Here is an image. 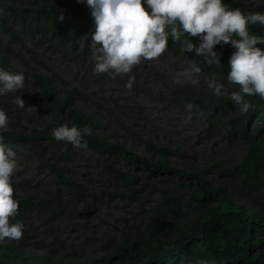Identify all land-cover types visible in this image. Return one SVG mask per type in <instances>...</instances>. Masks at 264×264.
<instances>
[{"label": "rangeland", "instance_id": "1", "mask_svg": "<svg viewBox=\"0 0 264 264\" xmlns=\"http://www.w3.org/2000/svg\"><path fill=\"white\" fill-rule=\"evenodd\" d=\"M232 2L248 13H264V0ZM0 3L4 7L0 15L9 28L0 25V64L8 67L6 71L25 75L23 90L0 96V109L9 118L5 132L28 134L49 125V116L33 114L27 103L31 94L39 93L33 76L40 74L51 81L58 99L73 87L79 90L75 101L95 121L93 131L99 138L155 163L160 161L157 151L165 148L173 170L157 173L64 141L5 143L16 152L19 163L12 177L14 199L26 206L19 205L18 215L10 221L24 224L22 238L0 240V259L10 264H115L130 258L129 251L120 248L123 243L140 242L155 226L172 224L151 238L149 249L166 250L185 234L200 235L201 220L216 206L196 199L193 174L223 189L233 203L264 222V173L246 172L242 166L254 145L243 134L239 106L229 99L238 85L216 77L226 92L215 95L207 86L214 76L209 67L170 44L160 57L142 60L131 72L115 78L102 74L100 79L101 74L93 72L85 38L77 40L76 49L59 47L58 32L46 19H23L9 9L20 7L31 16L41 8L65 9L86 3ZM191 60L202 69L199 83L192 85L184 78L177 83V73L188 68ZM130 78L134 79L131 90L125 87ZM16 96L24 100V109L14 103ZM188 104L193 105L191 113L186 110ZM63 124L72 126L69 121ZM254 124L249 131L260 141L264 128L260 132ZM255 150L264 160V146L257 144ZM171 196L178 200L179 215L167 209ZM262 250L264 246L255 251Z\"/></svg>", "mask_w": 264, "mask_h": 264}, {"label": "clouds", "instance_id": "2", "mask_svg": "<svg viewBox=\"0 0 264 264\" xmlns=\"http://www.w3.org/2000/svg\"><path fill=\"white\" fill-rule=\"evenodd\" d=\"M91 10L95 30L91 32L89 48L94 60L93 72L115 78L132 71L142 60H153L168 50V41H181L180 51L194 52L205 57L209 65H220V56L214 51L217 45L231 44L235 51L228 62L229 84L238 85L229 99L238 105L242 114L252 107L245 97L259 95L264 99V37L250 34L249 25H264V13H243L228 7L224 0H78ZM146 5V7H145ZM63 17H61L62 19ZM190 37H198L199 46ZM202 69L195 60L183 72L177 73L192 85L199 83ZM134 79L125 87L131 90ZM217 96L225 95L224 84L215 75L207 81ZM25 87L22 72L11 73L0 68V96L16 93ZM14 103L24 109V100L16 96ZM32 108V107H29ZM192 104L186 105L191 113ZM191 115H189V120ZM9 118L0 109V132L7 129ZM91 135L88 127L63 124L52 131L57 141L75 148L84 146V137ZM19 171L16 152L0 136V240L22 238L24 224L10 222L18 215L19 200L14 199L12 177Z\"/></svg>", "mask_w": 264, "mask_h": 264}, {"label": "trees", "instance_id": "3", "mask_svg": "<svg viewBox=\"0 0 264 264\" xmlns=\"http://www.w3.org/2000/svg\"><path fill=\"white\" fill-rule=\"evenodd\" d=\"M228 7L238 8L243 13L247 14L248 10L245 7L226 0ZM143 3V0H142ZM4 9L0 3V12ZM9 9L16 15H20L23 19L31 21L46 19L48 24L58 32V46L72 45L77 47V40L84 39L86 45H90L91 32L95 30L94 20L91 16V10L88 6H73L65 9L50 7L48 9L41 8L33 12L29 16L26 9L16 6H9ZM61 17H63L61 19ZM0 25L6 30H9L5 20L0 15ZM250 34L264 37V26L257 23L249 25ZM174 42L169 38L168 44L181 48L182 41ZM193 44L199 46L200 40L198 37H190ZM264 48V44L258 45ZM87 51V50H86ZM214 51L220 56V65L215 63L209 65L206 63L205 57H197L194 52H186L189 56L199 61L200 65L209 67L208 71L212 72L215 77L227 80L229 72V58L235 49L231 44L217 45ZM94 61V60H93ZM0 68L8 70L7 66L0 64ZM58 80L62 77L57 75ZM102 74L100 75V79ZM34 83L39 88V93L31 94L28 97V104L33 114L49 116V125L40 131H32L28 134H15L12 132H0L4 143L13 145L21 141L34 142L47 140L51 143H60L52 136V131L65 123L71 122V125L78 127H88L91 130V135L84 137V145L115 156L124 161L130 162L133 166H144L151 168L157 173H166L173 171L170 167L169 160L166 157L167 149L157 151L160 161L155 163L147 158L125 148L117 143H110L99 138L93 131L95 121L85 113L76 103L75 96L79 90L75 87L66 92L63 99H58L57 92L52 86L51 81L43 75L35 74L33 76ZM229 83V82H228ZM250 101L252 107L248 113L243 114L242 122L243 134L250 139L254 148L249 152L246 159L243 161V168L250 173H264V160L258 156L255 150V145L261 144L264 146V138L260 141L256 136L251 135L249 128L255 122V126H259L260 132L264 128V99L259 95L245 97ZM41 101V104L39 102ZM181 176L182 171L176 170ZM193 183L198 190L195 194L196 199L201 203H215V208H212L208 215L201 220L200 235L185 234L183 238L177 240L176 244H170L166 250L153 251L149 249L151 238L159 232H165L172 227V224H167V228L155 226L150 235L140 242H125L120 247L130 253L129 259H122L121 262L115 264H264V250L256 252L264 246V222L256 216L250 214L242 205L233 203L228 195L221 188H215L210 182L203 179L198 174H193ZM26 206V203L19 204ZM168 211L171 214L179 215L180 206L175 196L169 197L166 203ZM110 260V259H109ZM0 264H10L0 259Z\"/></svg>", "mask_w": 264, "mask_h": 264}]
</instances>
